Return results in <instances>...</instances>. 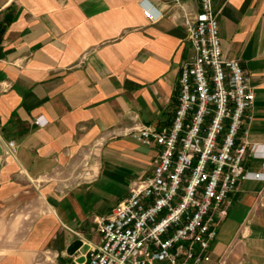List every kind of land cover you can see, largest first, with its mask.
I'll use <instances>...</instances> for the list:
<instances>
[{"label": "crops", "instance_id": "crops-1", "mask_svg": "<svg viewBox=\"0 0 264 264\" xmlns=\"http://www.w3.org/2000/svg\"><path fill=\"white\" fill-rule=\"evenodd\" d=\"M141 1L0 0V264H81L70 244H98L94 219L152 172L158 148L126 134L171 126L200 5L145 0L151 19ZM214 9L223 56L254 92L239 136L264 153V0ZM261 165L248 153V172ZM227 202L202 264H264V181Z\"/></svg>", "mask_w": 264, "mask_h": 264}, {"label": "built area", "instance_id": "built-area-1", "mask_svg": "<svg viewBox=\"0 0 264 264\" xmlns=\"http://www.w3.org/2000/svg\"><path fill=\"white\" fill-rule=\"evenodd\" d=\"M215 1L199 0L200 10L187 24L193 55L181 66L171 126H141L126 134L158 148L152 172L135 180L109 213L94 219L100 241L89 246L81 264L208 262L218 224L228 214V195L240 182L264 181V173L245 167L249 153L264 170V153L245 139L246 131L239 136L252 120L254 92L239 61L223 56ZM140 5L155 19L145 0ZM14 148L7 143L6 158Z\"/></svg>", "mask_w": 264, "mask_h": 264}, {"label": "water", "instance_id": "water-1", "mask_svg": "<svg viewBox=\"0 0 264 264\" xmlns=\"http://www.w3.org/2000/svg\"><path fill=\"white\" fill-rule=\"evenodd\" d=\"M87 249H88V246L84 244L82 240L76 239L70 244L67 250V253L69 255H74L76 252H79L80 256L77 261L78 263H83L84 257L82 255L86 253Z\"/></svg>", "mask_w": 264, "mask_h": 264}]
</instances>
